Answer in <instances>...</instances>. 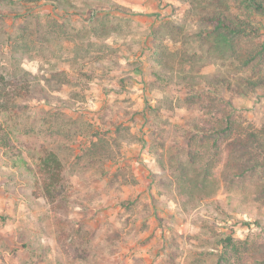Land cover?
<instances>
[{
  "label": "rangeland",
  "instance_id": "obj_1",
  "mask_svg": "<svg viewBox=\"0 0 264 264\" xmlns=\"http://www.w3.org/2000/svg\"><path fill=\"white\" fill-rule=\"evenodd\" d=\"M263 41L264 0H0V75L16 86L0 111V264H214L227 237L242 257L262 244L264 177L225 176L221 150L205 182L190 155L209 144L195 127L213 88L264 133ZM44 149L69 186L54 210L37 195Z\"/></svg>",
  "mask_w": 264,
  "mask_h": 264
},
{
  "label": "trees",
  "instance_id": "obj_2",
  "mask_svg": "<svg viewBox=\"0 0 264 264\" xmlns=\"http://www.w3.org/2000/svg\"><path fill=\"white\" fill-rule=\"evenodd\" d=\"M28 1L37 2V0ZM214 20L216 22L214 30L227 28L235 33L234 28L229 27L224 18L217 15ZM221 39L225 40V37H221ZM228 39L229 37H227ZM261 47L264 50V41ZM257 81L258 84H264V75H260ZM13 84L0 75V111L7 110L12 102L9 90L16 89ZM211 94H214V97L212 95L206 97L210 107H206L204 115L210 112L209 115L213 119L205 120L202 125L199 124L195 127V132L199 134L200 138L203 136L208 138L209 144L203 145L204 151H199L196 148L195 154L190 155V161L197 173L194 176L203 173L201 179L206 182L211 175L210 170L216 155L222 150L225 158L222 172H220L225 176L231 178L264 177V133L254 128L244 127V124L238 121L232 111H226L218 99L220 94L218 89L213 88ZM34 173L37 177L36 184L40 188V193L37 195L44 198L53 210L59 202L67 200L69 186H66L64 182L63 163L53 150L44 149L34 168ZM213 177L215 178V176ZM176 178L180 182L179 190L185 188L194 190L196 188L191 185V178L182 175H177ZM32 194H34L33 191ZM223 242H229V248L224 244L225 247L218 254L214 264H234L232 262L234 257L238 258V264H264V242L254 249L249 248V253L243 257L241 254L246 252L240 250L232 238L227 237Z\"/></svg>",
  "mask_w": 264,
  "mask_h": 264
},
{
  "label": "crops",
  "instance_id": "obj_3",
  "mask_svg": "<svg viewBox=\"0 0 264 264\" xmlns=\"http://www.w3.org/2000/svg\"><path fill=\"white\" fill-rule=\"evenodd\" d=\"M2 193H4V191L2 190V188H0V196L2 195ZM9 198L14 199L13 196H10ZM22 207L21 203L18 204V209L20 210ZM6 210L8 212L14 211L13 205H11V201L8 203V205H6Z\"/></svg>",
  "mask_w": 264,
  "mask_h": 264
}]
</instances>
